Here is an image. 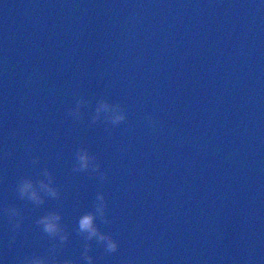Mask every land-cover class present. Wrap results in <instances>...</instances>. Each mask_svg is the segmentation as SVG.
I'll return each mask as SVG.
<instances>
[{
  "label": "water",
  "instance_id": "water-1",
  "mask_svg": "<svg viewBox=\"0 0 264 264\" xmlns=\"http://www.w3.org/2000/svg\"><path fill=\"white\" fill-rule=\"evenodd\" d=\"M101 99L124 118L93 119ZM48 212L60 233L37 223ZM86 212L114 250L79 229ZM85 249L264 264L261 0H0V264H87Z\"/></svg>",
  "mask_w": 264,
  "mask_h": 264
},
{
  "label": "clouds",
  "instance_id": "clouds-1",
  "mask_svg": "<svg viewBox=\"0 0 264 264\" xmlns=\"http://www.w3.org/2000/svg\"><path fill=\"white\" fill-rule=\"evenodd\" d=\"M261 3H264V0H261ZM80 101L77 100V105H79ZM72 112H77L78 107L71 110ZM101 113L108 114L109 118L113 122L120 121L124 118V113L120 111L115 105H110L107 101L101 99L97 102L96 108H95V115L93 119L96 117H99ZM77 160H78V167L79 168H87L89 166V162L91 160V157L89 153L84 150L80 149L77 152ZM45 175L48 176V173L45 172ZM39 187L41 190L46 191L47 193L51 195H56L57 189L53 186L51 183V177H48V181L45 182L44 180L39 181ZM18 190L20 194L27 195L30 199L34 201H39L41 199V196L33 185V181L29 178H21L18 183ZM103 195L98 193L97 194V212L103 211ZM59 214L56 212H48L45 215H42L37 220V223L41 224L43 227V230L49 234H58L60 233V226H59ZM93 213L92 212H86L82 214L78 220L79 229L82 232H87L89 236H95L98 240L104 241L105 246L109 251H112L116 248V241L113 240L111 237L107 236L104 233H101L97 230L96 226L93 223ZM64 236L61 235V239H63ZM85 260L87 261V264H92V258L87 254V250L85 249L84 253H82ZM26 264H45V260L41 257H33L30 260L26 261ZM62 264H72L71 260H64L62 261Z\"/></svg>",
  "mask_w": 264,
  "mask_h": 264
}]
</instances>
